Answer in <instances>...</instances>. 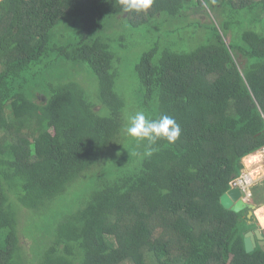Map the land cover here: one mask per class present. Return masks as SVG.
I'll list each match as a JSON object with an SVG mask.
<instances>
[{
    "label": "trees",
    "instance_id": "trees-1",
    "mask_svg": "<svg viewBox=\"0 0 264 264\" xmlns=\"http://www.w3.org/2000/svg\"><path fill=\"white\" fill-rule=\"evenodd\" d=\"M198 5L217 24L192 17L195 42L153 25ZM112 16L156 32L134 65V101L94 34ZM68 17L80 21L78 39L51 43ZM49 52L85 64L97 90L58 77L32 99L25 85ZM136 111L171 115L180 138L146 154L124 135ZM263 145L264 0H154L140 15L115 0H0V264L28 263L22 213L54 208L77 183L79 202L53 224L39 264H264L261 246L244 248V222L260 229L254 213L219 201L241 155ZM250 191L264 203V179Z\"/></svg>",
    "mask_w": 264,
    "mask_h": 264
},
{
    "label": "rangeland",
    "instance_id": "rangeland-1",
    "mask_svg": "<svg viewBox=\"0 0 264 264\" xmlns=\"http://www.w3.org/2000/svg\"><path fill=\"white\" fill-rule=\"evenodd\" d=\"M207 12L210 15L206 13L205 8L202 6L199 7L198 5V8H191L185 11L186 16L184 18L187 17L188 19L182 20L180 17H177L170 20L165 17L160 21L159 25L155 24V21L153 22V25L156 26V28L159 27L160 30H168L173 34L175 33L178 35V37L182 36L183 39H192L191 41L195 42V39L200 37L197 35V27L201 26L197 25V18H200L201 21H206L207 23L211 22L210 20L212 18V21L217 24L214 17L217 16V13L214 11L211 12L208 8ZM192 17L196 19H193ZM204 24L206 23H203L202 26ZM149 27L150 29H148ZM149 27L132 28L121 19L119 20L117 17L112 16L106 20L100 30L94 33L101 35L110 44V48L114 53L113 63L118 65L121 69L119 79L130 95L131 101H134L135 97L139 98L138 94L135 93L138 82L134 72V65L138 61L139 53L146 46V41L150 38H154L156 34L154 28L152 26ZM257 27L259 28L261 25H258ZM80 30L79 19L73 17L65 18L53 28L51 33V43H74L78 39ZM39 67L40 69L38 70L37 75L29 78L25 85V89L27 93L32 96V99H35L37 93L46 91L48 84L56 80L58 77H61L64 80H79L88 91H90L89 87L97 90L96 77L83 63H71L70 61L56 55V53L49 52L42 59ZM98 168L99 166L95 167V169ZM247 175L251 178V175H249L248 172ZM253 175H255V172L252 173V176ZM259 184V182H252L254 187ZM79 186H81V184L77 183L68 193L57 198L53 202V204L56 202L54 208L42 212L27 209L28 212L24 211L22 213L17 228L19 230L22 250L27 256L26 261H28V263L26 264H39L41 253L44 251V248L52 237L53 224L60 215L65 212L66 214L69 213L77 206L84 190L83 188L81 189V187L76 189ZM73 190L77 191L72 192ZM256 197H258V194H256ZM256 205L257 208L255 207L254 219L259 222L260 226H264V220L256 216L257 209L264 205V203L259 202L256 203ZM244 224L247 226V230L257 229L256 227H258L254 221L251 222L247 220ZM262 232L264 234V228H262Z\"/></svg>",
    "mask_w": 264,
    "mask_h": 264
},
{
    "label": "clouds",
    "instance_id": "clouds-1",
    "mask_svg": "<svg viewBox=\"0 0 264 264\" xmlns=\"http://www.w3.org/2000/svg\"><path fill=\"white\" fill-rule=\"evenodd\" d=\"M115 3L119 6L122 14L135 13L140 15L148 12L154 0H115ZM124 135L137 143L146 142L145 153L150 155L153 150L152 146L158 141H166L169 144L175 143L180 138L181 126L171 115L161 114L152 119L148 118L143 111H136L127 116ZM240 161L244 165V170L256 165L252 180L260 182L264 179V163H262L264 162V147L243 153ZM246 182L251 183V181ZM232 203L230 200L229 204ZM256 216L264 220V205L257 209Z\"/></svg>",
    "mask_w": 264,
    "mask_h": 264
},
{
    "label": "water",
    "instance_id": "water-1",
    "mask_svg": "<svg viewBox=\"0 0 264 264\" xmlns=\"http://www.w3.org/2000/svg\"><path fill=\"white\" fill-rule=\"evenodd\" d=\"M232 204H229V201ZM221 205L225 208L231 209L235 212H239L243 209H247V217L252 215V210L255 208V204L251 200H244L242 198V191L238 186L230 187L227 191L222 193L219 197ZM244 248L246 252L252 251L256 245L261 246L264 250V234L260 229L247 230L243 237Z\"/></svg>",
    "mask_w": 264,
    "mask_h": 264
},
{
    "label": "built area",
    "instance_id": "built-area-1",
    "mask_svg": "<svg viewBox=\"0 0 264 264\" xmlns=\"http://www.w3.org/2000/svg\"><path fill=\"white\" fill-rule=\"evenodd\" d=\"M261 147H264V145ZM246 181H251V183H247ZM252 182L253 180L247 175V173L241 170L239 176L230 181V187L238 186L242 191V198L244 200H251L250 187L252 186Z\"/></svg>",
    "mask_w": 264,
    "mask_h": 264
},
{
    "label": "crops",
    "instance_id": "crops-1",
    "mask_svg": "<svg viewBox=\"0 0 264 264\" xmlns=\"http://www.w3.org/2000/svg\"><path fill=\"white\" fill-rule=\"evenodd\" d=\"M255 168H256V165H252L251 168H249V169H247V170H244V165H243V168H242V169H243V171L246 172V173H247V172H248V173H251V179H252V173L254 172ZM253 176H254V175H253ZM262 180H263V179H262ZM262 180H261L259 183H261ZM253 182H254V183H258V182H256L255 180H253ZM256 206H257V205L255 204V207H256ZM256 208H257V207H256ZM256 208L253 209V212H252V213H255ZM256 221H257V220H256ZM257 223L259 224L258 221H257ZM259 225H260V224H259ZM259 228H260L261 231H262V228H264V226H260Z\"/></svg>",
    "mask_w": 264,
    "mask_h": 264
},
{
    "label": "bare ground",
    "instance_id": "bare-ground-1",
    "mask_svg": "<svg viewBox=\"0 0 264 264\" xmlns=\"http://www.w3.org/2000/svg\"><path fill=\"white\" fill-rule=\"evenodd\" d=\"M234 53V52H233Z\"/></svg>",
    "mask_w": 264,
    "mask_h": 264
}]
</instances>
